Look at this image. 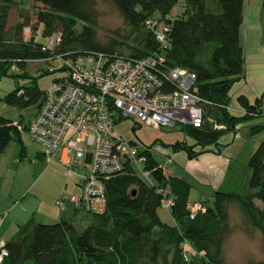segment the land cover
<instances>
[{"label": "trees", "instance_id": "1", "mask_svg": "<svg viewBox=\"0 0 264 264\" xmlns=\"http://www.w3.org/2000/svg\"><path fill=\"white\" fill-rule=\"evenodd\" d=\"M26 1L0 0V78L27 79V84L17 83L0 97L6 104L38 109L43 98L38 77L53 72L41 67L37 75H32L26 67L29 60L49 55L41 47L48 35L58 32L60 41L50 55L103 52L136 59L160 52L166 64L194 72L198 94L206 101V114L225 128L180 126L194 143L176 142L171 149L185 150L188 158L217 151L221 133L232 130L234 134L236 123L262 115L264 93L252 103L240 95L241 109L237 113L228 107L230 88L243 76V0H101L116 9L124 24L122 33L115 32L105 43L97 39L95 30L99 0H32L39 4L33 7L37 26H30L28 15L22 13L9 25L10 10ZM157 26L167 39L163 48L155 38ZM24 27L29 28L28 35ZM16 122L22 126L26 123ZM17 123L0 116V152L10 140L19 142L22 151ZM249 132H263L247 160L251 192L216 190L209 203L199 200L202 208L195 209L196 202L189 205V182L164 171L153 157L150 144L142 167L154 183L148 184L128 166L110 173L103 177L102 213L81 208L86 222L80 230L72 218L27 223L4 242L7 255L1 264H228L224 246L232 232L229 212L233 208L246 227L260 234L264 251V121L251 125ZM164 199L170 201L167 207ZM161 205L169 210L173 224L159 217ZM246 264H264V259Z\"/></svg>", "mask_w": 264, "mask_h": 264}, {"label": "built area", "instance_id": "2", "mask_svg": "<svg viewBox=\"0 0 264 264\" xmlns=\"http://www.w3.org/2000/svg\"><path fill=\"white\" fill-rule=\"evenodd\" d=\"M147 24L154 26L149 20ZM23 31L29 34L28 27ZM155 38L160 48L166 45L160 26L155 27ZM59 41L60 34L51 33L41 47L49 55L29 60L46 62L47 69L58 76L43 89L42 102L32 119L24 126L14 121L19 130L26 129L30 139L42 147L43 155L64 169L66 179L70 175L76 177L79 193L62 191L56 200L58 209L68 200L75 207L102 213L103 177L124 166L144 174L145 152L150 149L115 133L113 126L122 119L129 118L132 126L145 124L155 129L208 124L215 129L225 128L206 114V101L198 94L196 74L166 64L162 53L136 59L103 52L50 55ZM131 131L134 132L132 128ZM169 203L163 200L164 206ZM193 208L202 205L196 202ZM6 255L0 239V264Z\"/></svg>", "mask_w": 264, "mask_h": 264}, {"label": "rangeland", "instance_id": "3", "mask_svg": "<svg viewBox=\"0 0 264 264\" xmlns=\"http://www.w3.org/2000/svg\"><path fill=\"white\" fill-rule=\"evenodd\" d=\"M35 6L39 7V4L32 0H28L26 2H21L18 7H13L10 10L8 24L13 25L22 17V13L28 15L30 26H37L33 9ZM180 10L181 6L179 5L178 11ZM96 11L95 30L96 37L100 42L105 43L115 35V32L122 33L124 30L122 18L111 4L99 0L96 2ZM261 17L262 21H264V14H262ZM263 32L264 28L262 27V35L260 34V36L264 39ZM37 34H40V29H38ZM38 35L37 37H39ZM54 63H56V61H54ZM47 65L48 64L45 62L30 61L26 68L28 73L37 75L38 68L47 67ZM243 69L244 76L236 80L229 91L228 107L234 113H237L238 110L241 109L238 102V97L240 95H245L249 102H253L257 96L264 93V52L262 51L257 56H250L247 53L244 58ZM56 73L53 72L38 77V87L43 90L45 86L50 84L58 76ZM17 83L25 85L27 84V79L21 77H1L0 97L11 91ZM35 111L36 107L33 105L26 108H18L6 104L2 100L0 101V116L9 118L15 122L21 120L23 123L31 120ZM263 118L262 116H254L236 123L234 127L238 138L235 140V144H231L234 138L232 130L224 131L220 134L218 148L228 157L232 154L233 162L230 166L232 170L229 171L225 182L218 189L219 191H234L239 194H246L252 191L247 183L250 175V168L247 165V160L253 149H248L244 152V149L239 150L235 146L243 144L245 141H252L254 142L252 148H255L259 139L263 137V132L250 134L247 125L262 121ZM134 127L136 129L132 132V122L129 118H125L115 123L113 130L126 140H136L146 146L154 144L155 142H161L166 148L169 147V152H160L158 149L156 152L153 151L159 165L169 174L181 175L194 170V165H189L186 161L188 156L185 150L178 149L175 151L171 149V145L176 142H182L184 137L188 139L189 143H194V140L189 137L179 125L162 126L160 129H155L145 124H141L140 126L135 125ZM19 134L23 138L26 147L24 148V150H26V155L24 159L20 160V164L16 168L18 180L26 186L34 184L35 187L33 191L39 194L43 199L48 200L57 184L58 171L55 167L58 168L59 166V169L64 175L62 189L66 181L65 171L56 161H50V157L47 155L42 154V160L33 161V157H30V155L32 153L34 155L36 150L42 151V147L30 139L26 129H21ZM194 149L198 150L199 147L195 145ZM139 173L141 174V172ZM143 173L144 174L140 176H142L144 180L154 183L153 178L149 174ZM75 178L76 177L73 175L68 177V194H70L71 188H73V181ZM209 191L210 193L202 195V199H204L206 203H209L213 196V192L211 190ZM195 194L199 196L195 189H192L189 194L190 206L194 202L199 201L197 198L194 199L196 196ZM165 209L163 205L158 208L161 212L167 211ZM81 213L83 214L84 212L79 210L78 215ZM229 214L232 223V232L225 241V261L228 264H246L249 260L256 261L264 259L260 234L258 233V235L255 230L245 226L242 216L236 209H230ZM162 217L166 219L164 215H162ZM46 220H49L51 223L55 222L50 219ZM75 224L79 230L85 226V223H81L79 220H77Z\"/></svg>", "mask_w": 264, "mask_h": 264}, {"label": "crops", "instance_id": "4", "mask_svg": "<svg viewBox=\"0 0 264 264\" xmlns=\"http://www.w3.org/2000/svg\"><path fill=\"white\" fill-rule=\"evenodd\" d=\"M262 14H264V0H243L242 22L240 25L243 64L247 53L250 56H257L262 51L264 52V39L260 36L262 33V27L264 28V21H262L261 17ZM261 110V116L264 117V104L262 105ZM263 121L264 118L262 121L248 124L247 127L249 128L251 125ZM237 138L238 137H234L231 144H235ZM20 140L23 147L22 151L19 142L16 140H10L0 152V239H2L3 242H6L14 238L18 234L20 228L27 223H51L46 219L56 222L60 219L72 218L74 222L79 220L81 223H85L86 220L84 219V215L82 213L78 215L79 210H82L80 207H75L68 200L64 201L62 209H58L56 205V200L60 193L62 191H65L66 193L68 192V179H66L64 188L62 189L64 175L59 169V166L58 168L55 167L58 171L57 184L48 200L43 199L39 194L33 191L35 187L34 184L26 186L19 182L16 168L20 164V160L24 159V156L26 155V150H24L26 147L21 136ZM182 142L191 144L186 137L182 139ZM248 142L249 141H245V143L239 144L235 147L239 150L244 149V152L248 149H254L252 148L254 142ZM151 145L154 158L153 151L156 152L157 149L160 152H169V147L166 148L161 142H155ZM31 155L30 157H33V161L42 158V152L39 150H36L34 155L33 153ZM232 159V154L228 157L220 150V148H217V151L202 152L196 157L187 158L186 160L189 165H194V170L178 176L189 182L190 192L192 189H195L199 194V196L195 194L196 196L194 199L197 198V200H202V195L210 193L209 190L212 192L218 190L225 182L229 171L232 170L230 167L233 162ZM155 160L157 161L156 158ZM140 175L141 174H139V176ZM140 177L144 180L142 176ZM147 183L151 184V182ZM75 184L76 178L73 181V188H71L70 193L78 194L79 189ZM165 210H167L163 211L165 214L158 210L159 217L165 223L173 224L174 220L172 219L169 210ZM162 215H164L166 219H164Z\"/></svg>", "mask_w": 264, "mask_h": 264}]
</instances>
